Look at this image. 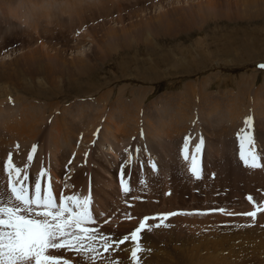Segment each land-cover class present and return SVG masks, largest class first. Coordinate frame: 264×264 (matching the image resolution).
I'll return each mask as SVG.
<instances>
[{"label":"rangeland","instance_id":"1","mask_svg":"<svg viewBox=\"0 0 264 264\" xmlns=\"http://www.w3.org/2000/svg\"><path fill=\"white\" fill-rule=\"evenodd\" d=\"M260 63L264 0H0V193L6 188L3 161L11 153L16 167L29 165L30 191L41 169L52 165L57 200L88 192L95 227L113 239L130 234L145 216L194 213L142 232L141 264H264V212L254 222L195 214L264 206V167L245 169L237 158L251 116L264 165ZM135 103L144 108V123L133 137L136 120L129 111ZM111 112L121 125L116 134ZM185 133L189 152L201 137L205 141L197 180L179 159ZM100 142L103 150L114 144L117 157ZM33 145L37 151L28 162ZM138 149V158L146 151L158 170L139 172L131 164L125 194L117 188L116 167ZM49 175L41 178L42 189ZM121 247L112 255L131 264L132 244Z\"/></svg>","mask_w":264,"mask_h":264},{"label":"snow or ice","instance_id":"2","mask_svg":"<svg viewBox=\"0 0 264 264\" xmlns=\"http://www.w3.org/2000/svg\"><path fill=\"white\" fill-rule=\"evenodd\" d=\"M258 68L264 70V63H260ZM252 123L251 116L245 118V129L239 137L238 155L245 167L258 169L264 165L261 163L260 154L256 151L251 131ZM190 140L191 137L185 138L181 156L186 162L190 160L189 172L195 179H200L199 156L205 141L203 137L199 139L190 157L188 148ZM37 147V145L32 146L27 156L28 162L33 160ZM87 155L88 153H85V157ZM28 167V164L24 169L16 167L11 153L3 165L8 180L4 192L0 193V264H122L112 254L123 251L121 246L126 243L133 245L130 248L131 264H141L140 254L145 251L140 243L142 232L170 227L166 223L170 217L194 214L169 212L151 217L145 216L130 234L113 239L95 227L97 221L91 209L93 200L90 194L88 196L61 195L57 202L50 177L47 186L42 189L41 178L49 175L44 169H41L30 191V186L26 183L29 179ZM151 167L153 171L158 170L155 162ZM124 176L122 167L119 182L122 191L127 194L130 188ZM247 199L253 202L251 196ZM254 208V211L245 213H232L219 208L195 214L219 212L229 216L243 215L251 217L254 222L257 214L264 212V206L254 203ZM126 218L132 217L126 214ZM152 220L156 223L150 224L149 221ZM108 222L105 220V223ZM66 253H71L76 258L75 261L67 258Z\"/></svg>","mask_w":264,"mask_h":264},{"label":"bare ground","instance_id":"3","mask_svg":"<svg viewBox=\"0 0 264 264\" xmlns=\"http://www.w3.org/2000/svg\"><path fill=\"white\" fill-rule=\"evenodd\" d=\"M25 3V2H24ZM28 3H30V2H28ZM17 8V7H16ZM9 14L10 15H12L10 12H9ZM84 34V33H83ZM96 103V102H95ZM123 103V102H122ZM24 105V104H23ZM228 108V107H227ZM226 108V109H227ZM234 107H232V109H233ZM30 110V109H29ZM101 110V109H100ZM100 110L98 109L97 111L98 112H100ZM2 111V110H1ZM102 111V114L100 115V116H102V117H105V115H104V113H105V111L104 110H101ZM3 112V111H2ZM67 112H69L70 113V111H68L67 110ZM82 113H80V115H81ZM111 114L113 115L114 114V116H111ZM108 116H110L109 117V119L111 118V119H113L114 121H115V119H116V113L115 112H111ZM230 116H231V114H230ZM65 117V116H64ZM71 117L73 118V122H75V123H77V121H79V119H80V116L78 117V115L77 114H71ZM71 117H69V118H71ZM247 117V116H246ZM66 118V117H65ZM141 115H136V124H135V130H134V132L132 133L133 134V137H135V132H136V130L137 129H139V126L141 125ZM115 123H116V125H117V127H114V128H111V133L113 132V134H116V130L119 128V126L121 127V125L119 124V122H117V121H115ZM218 123V122H217ZM142 128V127H141ZM197 128V127H196ZM210 128H212V126L210 127ZM198 129V128H197ZM104 131V130H103ZM110 131V130H109ZM17 133V132H16ZM241 133V132H240ZM139 134H140V132H139ZM137 135V134H136ZM186 137H189V133H188V135H187V133H185L184 134V136H183V142H182V144H181V146H180V153H179V159L181 160L180 162L181 163H187L188 165H189V163H190V160L188 161V162H186L183 158H182V156H181V149H182V147L184 146V142H185V138ZM209 138H210V136H209ZM22 139V138H21ZM104 140V139H103ZM105 141V140H104ZM107 143H109V141H107ZM106 143V144H107ZM190 143V142H189ZM99 145H100V147H101V145H102V149L101 150H103V144L100 142L99 143ZM105 145V144H104ZM113 146H115L114 144L112 145V143H110V145H108L107 147L108 148H106L105 147V150H103V151H105L107 154H111V155H114L115 157H117L115 154L116 153H114V147ZM194 147L195 146H193V147H191V149H192V151H190L189 152V156L191 157V155L194 153ZM222 147V146H221ZM57 148V147H56ZM188 148H189V146H188ZM97 149H99V146L97 145ZM106 149H108V150H106ZM101 150H100V152H101ZM140 150L141 149H138V151H137V156H133V158H130V157H127V155H128V153H126V159L125 158H123V160H127L128 161V158L133 162V161H137L138 163H140V164H144L145 166L147 165V163L149 164V162L151 163V165H152V162H155V160H154V158H147V157H149V155H148V153L145 151L144 152V154H146L145 155V157H144V159L143 158H138L139 157V154L138 153H140ZM125 152H126V150H124ZM135 149H133V153H134V155H135ZM124 152V153H125ZM131 153V152H130ZM100 154V153H99ZM140 155L142 156V153H140ZM201 155H202V153H201ZM204 155V154H203ZM202 155V157H204ZM144 156V155H143ZM114 158V157H113ZM237 158H238V160H239V156H237ZM55 159V158H54ZM151 160V161H150ZM199 160H200V167H201V169H203V162H202V160H201V158H200V156H199ZM54 161V160H53ZM240 161V160H239ZM138 163H137V166H138ZM54 165V164H53ZM187 165V166H188ZM47 166L48 165H46V167L44 166L42 169H44L45 171H47L48 170V172H52V175H53V177H52V175H49V177H50V180L51 181H53V182H56L55 181V177H54V174H53V171H51L52 170V165L50 166V168L49 169H47L46 170V168H47ZM129 166V168H127V169H131V165L129 164V165H127L126 167H128ZM49 167V166H48ZM78 168V167H77ZM146 168V167H145ZM150 168H152V167H150ZM145 170V169H144ZM121 171V170H120ZM203 171H204V169H203ZM72 171L70 170L69 172H67V175L69 176H71V175H73V173H71ZM76 172V171H75ZM139 172H143V171H139ZM186 172H187V174H188V171H187V168H186ZM125 179H126V181L128 182V186H129V183L131 182V180L129 179V178H131V175H132V169H131V172L128 170H125ZM7 174V173H6ZM189 175V174H188ZM141 176L143 177V175H142V173H141ZM148 176L149 177H152L151 176V173L150 174H148ZM190 176V175H189ZM210 177H213V174H210ZM44 179H45V177H43ZM190 178L191 179H193V180H197V179H195L193 176H190ZM67 179V178H66ZM60 184H61V181H60ZM63 186H64V188L63 189H65V188H68V187H70L71 188V185H69V186H66V184H64L63 183ZM33 187V186H32ZM74 187V186H73ZM88 187H90L89 185H87L86 186V189L88 188ZM52 188H54V185H52ZM69 188V189H70ZM169 193V192H168ZM89 195V193L88 192H86V194H83L82 196H88ZM59 202V201H58ZM133 246V245H132Z\"/></svg>","mask_w":264,"mask_h":264},{"label":"crops","instance_id":"4","mask_svg":"<svg viewBox=\"0 0 264 264\" xmlns=\"http://www.w3.org/2000/svg\"><path fill=\"white\" fill-rule=\"evenodd\" d=\"M135 105H138L137 103H135V104H133V109H131V111H129L130 112V115H132L133 116V118H134V116H135V120H136V115H141V122L142 123H144L143 122V120H142V114H143V111H142V109H144L141 105L140 106H137V107H135ZM121 111H123V109L121 110ZM101 118V117H100ZM93 120V119H92ZM130 120V119H129ZM134 120V121H135ZM135 124H136V122L134 123V126H135ZM145 126V125H144ZM134 129H135V127H134ZM147 129V128H146ZM149 131V130H148ZM134 132V131H133ZM149 133H151V130H150V132ZM115 155H117V154H115ZM149 158H151V157H149Z\"/></svg>","mask_w":264,"mask_h":264}]
</instances>
